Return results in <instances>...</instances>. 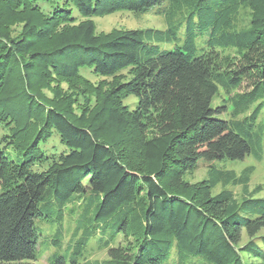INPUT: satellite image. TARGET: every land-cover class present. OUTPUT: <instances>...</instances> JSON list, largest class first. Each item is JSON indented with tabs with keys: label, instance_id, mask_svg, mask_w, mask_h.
<instances>
[{
	"label": "trees",
	"instance_id": "1",
	"mask_svg": "<svg viewBox=\"0 0 264 264\" xmlns=\"http://www.w3.org/2000/svg\"><path fill=\"white\" fill-rule=\"evenodd\" d=\"M153 8L165 29L97 34V17ZM10 16L22 23L17 36ZM230 49L240 69L226 67ZM86 73L107 80L94 97L64 105L62 92L49 98L39 88L58 78L93 85ZM253 76L252 91L233 95ZM221 90L234 104L230 119L220 118L227 107H213ZM131 97L134 106H126ZM262 110L264 0H0V122L11 130L3 140L23 156L15 164L0 150V264H36V221L51 211L63 226L67 216L81 219L76 254L93 230H110L114 242L132 228L140 243L132 253L111 248L116 264L264 259V198H253L261 188L249 192L254 168L238 175L216 166L260 159ZM54 133L67 149L59 156L40 150ZM202 163L211 164L207 179L185 182ZM229 186L243 188L241 201Z\"/></svg>",
	"mask_w": 264,
	"mask_h": 264
},
{
	"label": "rangeland",
	"instance_id": "2",
	"mask_svg": "<svg viewBox=\"0 0 264 264\" xmlns=\"http://www.w3.org/2000/svg\"><path fill=\"white\" fill-rule=\"evenodd\" d=\"M248 17V16H246ZM10 33L12 36H17L21 29L22 23L19 22L17 18H13L10 16ZM97 34L98 35H108L115 30H144V29H165L166 21L163 17H160L156 14V9L153 8L149 12L144 14H133L129 12H119L108 16L97 17L94 19ZM207 37V33H205L202 37L199 38L197 42L198 51L203 46V40ZM223 56H229L232 59L226 65V67L233 69H240L243 62L240 59V54L235 49L226 50ZM86 77L93 83V85L85 87L81 81L77 80H67V79H54L49 81H41L39 88L45 93V95L49 98H52V93L54 90H58L62 92L65 96V100H63L64 105H68V103L73 102L76 96L80 95L81 98H86V96H95L97 93V86L101 84L106 87L107 80L99 77H95L93 75H89L86 73ZM10 81L12 85H15L16 76L14 73H11ZM110 81V80H109ZM257 82V78L247 77L243 81L242 86L237 89L233 95L247 93L253 90ZM106 83V84H104ZM227 97V96H226ZM83 98V99H84ZM225 94L224 91L221 90L220 97L217 98L213 107H227V112H224L221 115V119H230L232 116V111L234 110L233 102L230 100L224 101ZM136 102L135 97H131L124 101V104L129 107H133ZM256 103L254 107L257 106ZM252 108V109H253ZM75 110H78L75 107ZM250 113V112H248ZM248 115V114H247ZM245 116V115H243ZM241 118V117H240ZM264 121V110L261 111L258 119H257V129L256 132H259L260 137L262 139V153L260 159L256 158L254 154L246 156L243 160L230 161L224 160L217 162L216 166L222 170H230L235 171L238 175H240L247 168L253 167V172L250 176L249 183V192L251 194L254 193L255 190L261 188V192L253 194V198L263 199L264 198V131H261V124ZM11 133L10 129H6L3 126V123L0 122V150L6 153V156L9 160L15 164H21L23 156L17 153L12 145H8L6 141L3 140L5 136H9ZM40 150L49 156H59L60 154L67 152L66 147L62 145L60 142L59 135L54 133L53 137L46 143L40 146ZM211 164L202 163L193 169L186 172L184 175V181L189 183L192 186H199L202 184L208 175V169ZM44 169L40 166L34 167V171L41 172ZM234 193L236 199L241 201L243 197V188L240 186L237 187H228ZM222 186L218 185L215 189L211 191L212 195L219 194L222 191ZM3 192V189L0 188V194ZM52 215L48 220L39 219L36 221V228L39 232V242H38V250H37V261L36 264H52L54 262V257H65L66 261L64 264H116L112 263L110 260L109 250L111 248L122 247L123 249H128L130 253L134 252L139 245V237L135 234H131V229L127 232V234H122L116 241H112L110 230H93L91 239L85 243L82 248V252L76 254L75 247L77 246L76 241H74V235L77 233V225L79 224V220H81L78 214H74L72 218L68 216L65 218L64 226L61 225V222L58 218V212L51 211L48 213ZM95 227L97 228L96 223ZM61 231L60 239L57 243L54 240L57 239V234ZM260 237H264V230L260 233ZM110 241V244L107 242ZM248 242V237L245 232L242 234V243L244 245ZM245 261L250 264H264V259L253 257V259L248 256H244ZM176 258V257H175ZM74 261V262H72ZM200 260L196 258L186 259L184 264H200ZM58 264V263H56ZM202 264V263H201Z\"/></svg>",
	"mask_w": 264,
	"mask_h": 264
}]
</instances>
